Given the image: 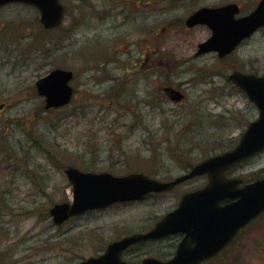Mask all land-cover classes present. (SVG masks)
Here are the masks:
<instances>
[{
	"label": "rangeland",
	"instance_id": "obj_1",
	"mask_svg": "<svg viewBox=\"0 0 264 264\" xmlns=\"http://www.w3.org/2000/svg\"><path fill=\"white\" fill-rule=\"evenodd\" d=\"M61 2L64 21L49 31L33 7L10 4L0 9V264H74L97 256L111 242L150 231L184 193L207 184L206 176L197 177L167 192L93 210L55 226L50 208L72 199L64 174L68 166L118 176L143 172L169 181L234 149L258 117L246 96L227 81L230 71L224 63L211 56L179 63L177 80L188 82L181 106L151 109L140 103L143 85L112 80L125 67L110 55L127 61L140 53L137 27L144 19L154 30L162 14L165 21L182 16L192 3L161 13L143 0ZM138 6H145L143 14L135 10ZM179 31L165 36L164 47L174 49L168 56L186 59L204 32ZM238 55L228 59V68L234 63L264 73V28ZM55 68L74 71L75 94L69 105L45 110L35 82ZM196 74H207V80L190 82ZM227 173L245 181L264 177V151ZM172 244V237L136 243L123 259L130 264H141L146 257L164 259ZM203 264H264V214Z\"/></svg>",
	"mask_w": 264,
	"mask_h": 264
},
{
	"label": "water",
	"instance_id": "obj_2",
	"mask_svg": "<svg viewBox=\"0 0 264 264\" xmlns=\"http://www.w3.org/2000/svg\"><path fill=\"white\" fill-rule=\"evenodd\" d=\"M17 2L36 7L44 28H53L61 22L63 7L59 0H0V7ZM235 7L200 9L187 20L188 25L205 23L212 29L213 36L200 46L203 52L218 51L219 56H224L240 40L264 26V0L248 16L237 20L233 18L237 12ZM72 76L71 71L54 69L36 81L37 94L45 98V109L69 103L72 88L68 83ZM228 78L245 92L248 100L259 110L257 120L248 125L234 149L203 161L189 174L167 183L142 174L114 177L108 173L82 172L72 167L65 171L73 186V202L55 204L50 209L55 224H61L70 216L86 210L103 208L119 201L137 200L150 192L170 190L193 176H208L204 188L183 195L178 207L149 232L126 236L109 244L100 256L77 264H126L121 254L129 246L175 233L185 236L173 258L166 262L145 258L142 264H199L216 255L241 228L264 211V178L237 188L239 180L223 176L228 168L264 150V75L233 72ZM226 199L231 202L221 206L220 203Z\"/></svg>",
	"mask_w": 264,
	"mask_h": 264
},
{
	"label": "flooded vegetation",
	"instance_id": "obj_3",
	"mask_svg": "<svg viewBox=\"0 0 264 264\" xmlns=\"http://www.w3.org/2000/svg\"><path fill=\"white\" fill-rule=\"evenodd\" d=\"M147 4L146 6L148 8L152 7L153 9H157L158 12L162 13L163 8H174L175 11L181 6V4L185 3H192L193 7L190 8V11L186 10L183 11L182 16L176 15L175 17H172L168 21L163 20L162 18L164 14L160 16V18L157 20L156 26H154V30H149V25L146 22V19H144L142 24L137 27L138 32H140L141 39L140 41L136 43L139 46L140 53L137 56H134L133 59H127V61H121L113 54L110 55V60L119 62L122 67H125L124 69L120 70L122 72H119L120 75H114L111 71V74H113L112 80L116 82V84L124 83L125 86L132 85V83L135 82L137 86L143 85V87L146 88L144 94L145 98H143L140 103L145 105L146 107H149L151 109H162L164 105L172 104L175 106H181L186 100H187V91L184 88L188 84V82H180L177 80V75L179 74L177 71L179 69V63L188 62L195 59L204 58L206 56H211L212 59L215 62L224 63V65L227 68V71H230L229 74L233 72H240L243 74H251L255 76H261L263 74H258L256 70H252L250 68H246V66L238 67L236 64H232L231 68H228V59L232 58L234 55L236 57H239L238 53L241 49V47L247 42L250 41L256 34H258L264 27H259L257 30L252 32L249 36L246 38L240 40L235 47L226 55L219 56L218 51H204L201 49V45L206 43L212 36L213 31L212 29L205 23L200 24H194V25H188L187 20L197 11L200 9H220L229 5H235L237 12L233 15V18L235 20L243 18L245 16H248L251 12H253L261 0H253L251 5L247 8L243 5L246 0H143ZM189 4V3H188ZM145 6H138L137 9H135L138 12H144ZM188 8V6H187ZM175 11L170 14H175ZM66 12V7H65ZM143 14V13H142ZM66 15V14H65ZM143 16H140V18ZM145 18V17H144ZM120 24V23H119ZM181 32V29H183V32H188L192 30L197 29H203L204 37L201 40H198L196 44L192 45V54L188 56L186 59L181 58L180 56H174L170 55L168 56L173 50L166 51L164 47V38L166 35L173 36V34H176V31ZM151 31L152 33L150 34ZM234 56V57H235ZM102 67V66H101ZM118 71V70H117ZM101 74H105L103 70H100ZM198 73V72H197ZM229 74L226 76L227 81L229 84H231L234 88H236L244 97L246 96L245 93L238 87H236L228 78ZM207 74L203 75L199 74L194 75L193 80L190 82L196 83L200 77L199 81H205L207 79H203L206 77ZM178 96L179 99L176 100L175 97ZM249 102V101H248ZM250 103V102H249ZM252 104V103H250ZM254 107L255 105L252 104ZM256 109V107H255ZM257 110V109H256ZM258 112V110H257ZM236 167V166H235ZM192 167L188 169V173L191 170ZM234 167L226 170L224 172L227 173ZM143 173V172H142ZM145 174V173H143ZM146 176L150 177L149 175L145 174ZM206 176V175H204ZM202 177V176H201ZM207 177V176H206ZM176 178V177H175ZM174 178V179H175ZM190 178L186 181L195 179ZM227 179H238L241 180V182L238 184V188L251 183L255 180H258L260 178H254L249 181H245L243 179L231 177L230 174L227 173L226 175ZM172 179V180H174ZM169 180V181H172ZM161 181V180H160ZM184 181V182H186ZM162 182H168V181H162ZM183 182V183H184ZM208 182V178H207ZM182 184V183H180ZM177 184V185H180ZM152 195V194H149ZM229 200H224L220 204L225 205L228 204ZM254 221V220H253ZM252 221V222H253ZM252 222H250L248 225H250ZM169 237L173 238V251L170 255H168L166 258L161 259L159 257L158 259L161 261H167L169 260L176 251V248L180 242V240L183 238V235L181 234H173V235H167L162 239H167ZM159 241V240H157ZM157 241H148V242H157ZM127 252V250L125 251ZM124 252V253H125ZM124 253L122 254V257H124ZM130 264V263H129Z\"/></svg>",
	"mask_w": 264,
	"mask_h": 264
}]
</instances>
